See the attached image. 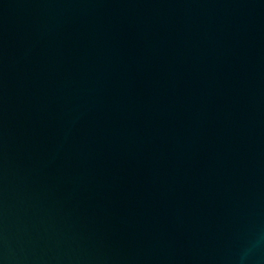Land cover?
<instances>
[{
	"label": "water",
	"instance_id": "water-1",
	"mask_svg": "<svg viewBox=\"0 0 264 264\" xmlns=\"http://www.w3.org/2000/svg\"><path fill=\"white\" fill-rule=\"evenodd\" d=\"M0 264H264V0H0Z\"/></svg>",
	"mask_w": 264,
	"mask_h": 264
}]
</instances>
